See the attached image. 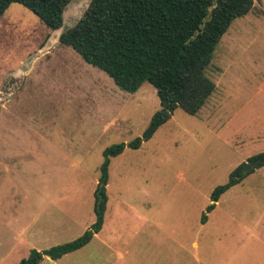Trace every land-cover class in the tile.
<instances>
[{"label": "rangeland", "instance_id": "rangeland-1", "mask_svg": "<svg viewBox=\"0 0 264 264\" xmlns=\"http://www.w3.org/2000/svg\"><path fill=\"white\" fill-rule=\"evenodd\" d=\"M90 0H70L49 30L12 3L0 17V264L75 239L94 221L103 150L140 136L155 89H120L59 35ZM201 110L176 108L138 149L108 165L101 230L40 264H264V162L201 215L211 191L264 153V0L223 34Z\"/></svg>", "mask_w": 264, "mask_h": 264}, {"label": "trees", "instance_id": "trees-1", "mask_svg": "<svg viewBox=\"0 0 264 264\" xmlns=\"http://www.w3.org/2000/svg\"><path fill=\"white\" fill-rule=\"evenodd\" d=\"M257 1L91 0L77 22L61 32L60 44L71 46L86 63L105 72L120 89L133 93L145 82L152 85L160 108L140 136L103 150L93 192L94 221L89 228L73 240L43 250L31 249L18 264H40L44 258L58 260L88 244L101 230L110 158L121 154L125 147L138 149L171 118L176 108L190 115L201 110L216 88L205 70L217 44L231 23L252 11ZM69 2L0 0V17L10 4L19 3L54 31L61 27ZM243 166L244 163L237 165L227 181L211 191L205 213L201 215L202 223L220 196L248 174L243 172Z\"/></svg>", "mask_w": 264, "mask_h": 264}, {"label": "water", "instance_id": "water-1", "mask_svg": "<svg viewBox=\"0 0 264 264\" xmlns=\"http://www.w3.org/2000/svg\"><path fill=\"white\" fill-rule=\"evenodd\" d=\"M91 1V0H90ZM89 1V2H90ZM89 4V3H88ZM63 26V23L61 25V27ZM59 29V28H58ZM57 30V29H56ZM61 34V33H60ZM264 162V153L259 154L257 156H255L253 159L248 160L246 163H244L243 166V172L247 173L251 170H253L254 168H256L259 164Z\"/></svg>", "mask_w": 264, "mask_h": 264}, {"label": "crops", "instance_id": "crops-1", "mask_svg": "<svg viewBox=\"0 0 264 264\" xmlns=\"http://www.w3.org/2000/svg\"><path fill=\"white\" fill-rule=\"evenodd\" d=\"M216 204H217V202H216Z\"/></svg>", "mask_w": 264, "mask_h": 264}]
</instances>
